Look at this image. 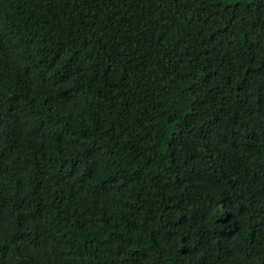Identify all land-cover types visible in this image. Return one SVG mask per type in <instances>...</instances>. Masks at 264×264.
<instances>
[{"label": "trees", "instance_id": "1", "mask_svg": "<svg viewBox=\"0 0 264 264\" xmlns=\"http://www.w3.org/2000/svg\"><path fill=\"white\" fill-rule=\"evenodd\" d=\"M0 264H264V0H0Z\"/></svg>", "mask_w": 264, "mask_h": 264}]
</instances>
